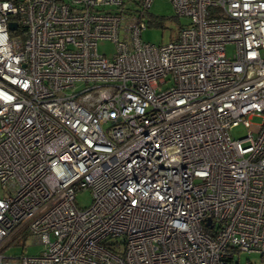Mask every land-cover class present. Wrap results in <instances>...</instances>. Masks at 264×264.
Here are the masks:
<instances>
[{"label": "built area", "instance_id": "built-area-1", "mask_svg": "<svg viewBox=\"0 0 264 264\" xmlns=\"http://www.w3.org/2000/svg\"><path fill=\"white\" fill-rule=\"evenodd\" d=\"M168 1L151 45L152 0H0V264L264 256V0Z\"/></svg>", "mask_w": 264, "mask_h": 264}, {"label": "rangeland", "instance_id": "rangeland-1", "mask_svg": "<svg viewBox=\"0 0 264 264\" xmlns=\"http://www.w3.org/2000/svg\"><path fill=\"white\" fill-rule=\"evenodd\" d=\"M155 19H161V26L148 23ZM147 27L141 32L140 39L143 43L151 45L166 44L169 41L176 38L178 35L180 26L186 25L188 20L185 17H176L174 9L168 0H152L149 8L147 9L146 18ZM97 52L103 55L107 59H111L114 54V46L110 41L99 40L96 46ZM234 54V46L229 44L225 47V55L227 58H232ZM254 124L259 123L258 119L251 121ZM230 136L234 139H239L245 136L246 130L242 127H236L229 132ZM4 195V191L0 183V197ZM91 194L88 191H84L76 194L75 203L80 209L88 207L91 203ZM44 250V246L41 244H34L32 240H28L26 247L11 246L5 254L8 257L20 256L21 254L26 256L40 255ZM234 258L237 260V264H264V256L257 253L239 252L235 254Z\"/></svg>", "mask_w": 264, "mask_h": 264}, {"label": "trees", "instance_id": "trees-1", "mask_svg": "<svg viewBox=\"0 0 264 264\" xmlns=\"http://www.w3.org/2000/svg\"><path fill=\"white\" fill-rule=\"evenodd\" d=\"M148 23H152V24L154 23V24H156V25H158V26H161V24H162V23H161V19H155L154 22H153V21H150V22L148 21ZM182 26H183V25H182ZM182 26H180V28H181Z\"/></svg>", "mask_w": 264, "mask_h": 264}, {"label": "water", "instance_id": "water-1", "mask_svg": "<svg viewBox=\"0 0 264 264\" xmlns=\"http://www.w3.org/2000/svg\"><path fill=\"white\" fill-rule=\"evenodd\" d=\"M15 27H16V25L15 24H9V29L10 30H14L15 29ZM208 225V224H207Z\"/></svg>", "mask_w": 264, "mask_h": 264}]
</instances>
